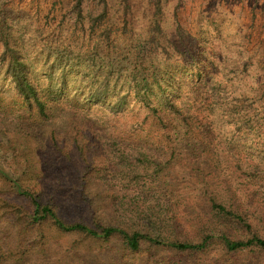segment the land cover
<instances>
[{
	"label": "rangeland",
	"instance_id": "1",
	"mask_svg": "<svg viewBox=\"0 0 264 264\" xmlns=\"http://www.w3.org/2000/svg\"><path fill=\"white\" fill-rule=\"evenodd\" d=\"M76 2L0 0V264H264L259 247L228 252L217 238L200 252L146 241L133 252L119 237L95 239L32 219L31 201L19 188L40 198L41 187L52 193L65 219L90 223L96 214L107 224L126 220L130 230L139 224L129 221L144 218L143 212L164 219L156 207L166 202L163 191L173 188L190 204L177 207L180 230L162 232L170 239L201 242L204 223L236 240L264 239V0H159L160 9L151 0H106L105 6L83 0L82 12L72 9ZM155 26L163 32L155 34L147 58L167 62L162 76L169 96L180 103L187 98V104L204 100V131L220 146L216 154L206 150L193 159L173 158L146 150L153 144L146 134L128 143L103 137L89 156L95 164L87 169L95 208L88 211L69 189L80 184L75 168L83 157L75 136L63 135L72 129L68 116H87L95 131L142 117V104L132 92L124 113L117 117L109 110L130 85L144 93L141 78L132 83L127 75L139 41L153 38ZM2 33H10L9 43L19 47L33 79L62 106L57 116L36 121L23 106L1 61ZM199 83L204 84L202 98L191 92ZM95 92L101 93L100 101L91 98ZM150 97L166 104L156 87ZM54 137L70 160L58 151ZM93 140L89 134L82 142L93 145ZM117 144L130 145V155L111 151ZM142 144L146 152L139 155L143 151L136 146ZM211 199L242 216L251 233L208 215ZM142 221L139 227L149 224L147 218Z\"/></svg>",
	"mask_w": 264,
	"mask_h": 264
},
{
	"label": "trees",
	"instance_id": "2",
	"mask_svg": "<svg viewBox=\"0 0 264 264\" xmlns=\"http://www.w3.org/2000/svg\"><path fill=\"white\" fill-rule=\"evenodd\" d=\"M97 1L99 4L103 3L104 6L106 5V0ZM151 1L157 9H160L159 0ZM124 2H127V0H124ZM72 9L74 11L77 10V12H82L83 0H77ZM102 12H104V10ZM101 17L102 15H99V17H97L98 20H100ZM83 26L87 27L86 24ZM154 28L153 38L139 41L134 59L136 61L130 63V68L128 69L129 74L127 75L128 80L132 83L136 81L137 77L138 80L141 78V85L144 93H141L140 96L138 92L133 90L132 85H130L127 89V93L118 97L113 103L112 106H114V109L109 110L112 116H120L129 105V96L133 93L132 95L137 96V102L142 104V117L137 114L131 119L132 123L128 126L121 127L110 123L105 126L104 129L95 131L87 124L89 123L87 116H82L79 113L68 116V124L72 129L63 132V135L70 134L72 138L75 136L73 139L79 146L76 148H79L80 156L83 157L82 163H78L79 166L75 168V173H81L79 177L80 184L69 189L74 193L79 203L88 211H92L95 208L92 197L94 194L92 193V189H90V178H88L89 173L87 172V169L95 166V164H93L94 161L90 159L89 156H93L90 155L91 152L96 153V149L92 146H96L97 144L99 146L98 142L101 143L105 137L114 142L127 141L128 143L130 142V138H134L139 142L140 136L146 134L150 137L149 139H153V144L147 145L145 148L146 150H154L155 153L162 155L170 153L173 158H175L176 155L185 154L190 159H193V156H197L198 152H204L206 150H211L216 154L220 146L216 138L211 137V135H208L209 132L204 131V128L207 126L205 117L203 116V112L207 110L203 105L204 100L202 99L199 102L187 104V98H184L182 103H180L174 96H169V91L164 87V78L162 76L167 62L160 60H156L155 62L151 59L152 57L147 58L149 55H152V51L154 50L152 46L156 44L155 34L163 32L162 28L159 26H155ZM8 30L9 29H7V32ZM1 36L5 41V52L1 56V61L5 64L6 75L12 80L16 93L21 98L22 104H24L23 106H25L28 111L35 114L36 121L50 120L51 117L57 116L56 112L62 110V106L56 104V100L51 98L48 93L41 90V86L33 79L31 73H29L27 61L23 57L21 50L16 45L13 46L9 43L8 37H11L10 33L6 35L2 33ZM108 36L110 38V32ZM153 87H156L159 91L161 90L163 96H165L166 104L151 99L150 93ZM201 87H204V84H196V89L191 90V92L193 91L199 98H202ZM203 92L206 94V91ZM91 98L93 101H100L102 98L101 93L95 92ZM89 134L94 137L95 140H93V142L95 143H93V145H89L88 143L84 145L82 140L86 139V136ZM54 141L58 151L65 154V160H70V156H66L68 150L65 147H60L56 137H54ZM80 141L83 146H80ZM109 146L112 145L109 143ZM109 146H107V148ZM118 147L119 144L110 148V150L118 152L121 155H130L128 151L130 145L125 146L124 149ZM90 149L93 151H90ZM136 149L138 151H143V153L137 152L139 155L146 152L143 148V144L141 146H136ZM86 150L87 152L84 154ZM200 157L202 156L200 155ZM212 162L214 161H211V163ZM72 165L75 166V164ZM18 193L30 199L33 209V211H31L33 216L32 219L36 222L43 223L45 221H50L60 231L77 232L95 239L110 240L114 237H119L122 239L124 245L133 252L141 249V243L143 241L157 247H166L180 252H200L207 248L211 240L217 238L228 252H236L252 246H257L264 253V239L259 236L253 235L247 240H236L221 229L209 230L207 228V223H204L203 227L199 229L202 234V241L198 243L172 240L165 234H162V232L166 231L169 227L172 228L174 232L180 230L181 224L180 217L177 214V207L183 203L190 204L182 200V191H173V188L163 191L161 195L162 198L166 197V202L157 204L156 207L157 212H159V208L164 212V219H154L153 214L147 217V213L143 212L144 218L138 215V219H131L129 222L138 221L139 227L142 225V219L147 218L149 219V224L139 228L137 227L134 230L129 229L126 225V223H128L126 220H123V224H107L94 213H92L94 216H92L90 223H85L80 220L71 221L65 219L63 217L65 213L64 211L62 212V203L59 202V205L56 204L55 197L52 193L47 195V190L42 189V187L41 198L39 195H34L31 191H23V188H19ZM111 206L113 208V213H116L117 209L115 202H112ZM208 215H211L221 225L240 226L248 232L251 229L250 224H248L242 216L237 215L232 209L223 206L214 199H211Z\"/></svg>",
	"mask_w": 264,
	"mask_h": 264
}]
</instances>
